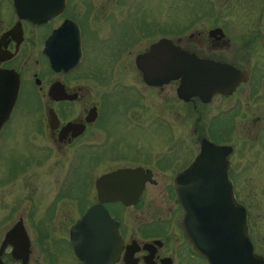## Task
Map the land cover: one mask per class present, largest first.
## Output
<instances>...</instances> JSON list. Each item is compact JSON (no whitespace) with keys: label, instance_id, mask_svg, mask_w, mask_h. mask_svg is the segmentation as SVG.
<instances>
[{"label":"flooded vegetation","instance_id":"af4514ba","mask_svg":"<svg viewBox=\"0 0 264 264\" xmlns=\"http://www.w3.org/2000/svg\"><path fill=\"white\" fill-rule=\"evenodd\" d=\"M160 2L0 0V97H9L16 89L9 116L0 126V148L13 131L24 130L27 146L32 147V138L37 137L42 152H56L58 161H63L65 152L71 151L74 164L64 173L55 198L38 222L27 219L24 209L7 225L0 245L5 233L20 223L27 256L22 262L6 243L0 252L2 264H38L30 227L33 223L34 227L61 225L55 202L70 195L75 214L67 236L42 247V264H83L74 255L68 234L91 205H102L117 222L121 242L112 264H209L179 225L184 208L178 192L186 183L182 174L199 154L203 140L221 147L222 176L230 184L234 201L244 209L252 252L264 258V0H183L174 7L184 9L181 15L176 18L169 11L164 21L154 10ZM162 39L168 46L150 64H173L168 56L175 47L194 59L233 67L242 73L240 81L230 92L212 93L205 101L195 95L179 98V79L146 84L135 59ZM64 50L71 52L68 61L78 51L76 64L66 70L53 69L51 60L66 61L60 53ZM102 66L104 71L99 69ZM127 68H132V75L125 73ZM51 87L63 92V97L52 98ZM177 105L193 121L189 135L177 132L169 121V116H179ZM17 116L33 123L15 124ZM111 118L116 119L114 130L106 125ZM159 131L164 139L139 137ZM156 141L157 148L166 147L160 154L156 146L146 150L145 142L156 145ZM103 156H118L123 164L96 174L91 168ZM22 158L28 166L30 157ZM81 163L89 166L82 174L74 171ZM120 168L136 170L130 176L135 189L128 191L137 192L142 185L138 196L128 204L100 202L97 178ZM17 174L11 168L0 172V187L14 188ZM75 175L86 179L81 183L83 196L92 193L83 207L75 189L78 178L72 180ZM14 206L10 213H16ZM47 235L41 236L42 241H47ZM64 252L68 257L62 256ZM58 257L63 260L56 262Z\"/></svg>","mask_w":264,"mask_h":264},{"label":"water","instance_id":"95a60500","mask_svg":"<svg viewBox=\"0 0 264 264\" xmlns=\"http://www.w3.org/2000/svg\"><path fill=\"white\" fill-rule=\"evenodd\" d=\"M165 46H168V41L162 39L136 57V67L146 84L160 85L169 79H179L176 89L179 98L187 100L195 95L205 101L212 93L230 92L241 79L242 73L231 66L194 59L175 47L170 49L168 56L173 64H150ZM60 53H64L66 61L61 62V58L60 61L51 60L53 69L66 70L76 64L78 51L74 52L71 61L67 57L71 54L70 50ZM49 95L59 99L63 97V92L51 87ZM15 96L16 89L9 97H0V126L8 118ZM50 116L55 123V115L51 111ZM220 155L221 147L203 140L199 154L182 174L186 183L178 192L179 202L184 208L179 225L209 264H264V258L252 252L244 209L234 201L230 184L222 176L223 160ZM135 171L120 168L98 177V200L124 204L134 201L142 187L138 185L137 192L128 191L135 189L130 178ZM116 227L117 222L110 218L102 205L89 206L69 228V244L74 255L83 264H112L118 257L121 242ZM6 243L13 246V255L22 257L24 262L27 239L20 223L14 224L5 233L0 252Z\"/></svg>","mask_w":264,"mask_h":264},{"label":"rangeland","instance_id":"374dc122","mask_svg":"<svg viewBox=\"0 0 264 264\" xmlns=\"http://www.w3.org/2000/svg\"><path fill=\"white\" fill-rule=\"evenodd\" d=\"M181 1L183 0H161L159 4L155 6V12L156 14L160 13L161 21H164V19H167V17L170 15L171 12H173V16H179L181 15V9H176L174 7H179L181 4ZM183 3V2H182ZM178 4V5H177ZM150 6V5H149ZM152 9H153V3H152ZM169 11H171L169 13ZM176 11V12H175ZM152 12V10H151ZM177 18V17H176ZM116 69H120L121 67H115ZM102 71L106 69L105 66L100 67ZM121 70V69H120ZM119 70V73H120ZM123 71V70H121ZM127 71V72H126ZM116 73V72H114ZM125 73L127 75H132L133 71L132 68H127L125 70ZM104 74V73H103ZM166 93H169V87L165 88ZM164 90L161 91V96H163ZM150 98H153L150 96ZM161 103V101H160ZM177 111L179 113V116L176 117L169 116V121L175 124V128L177 132H180L184 135H189L190 129L193 126V121L188 119L189 117H186L184 111L182 108L177 105ZM176 111V112H177ZM18 113V111H17ZM163 113V112H162ZM164 116V115H163ZM15 120H13V123H33L30 121L28 117L21 118L20 116H17ZM20 117V118H19ZM116 119L111 118L108 121H106V125L111 129L114 130L116 128L115 124ZM25 132L24 130L20 131H13L12 135L8 138V143L5 144V146H2L0 148V172L8 171V168L13 169V171H17L18 174L16 176V185L14 188H3L0 187V219L2 218V221H0V236L2 232L7 228V225H9L13 218H16L20 213L24 212V209H26V215L27 219L31 217V221L38 222L42 218V215L44 213L45 208L52 202V199L55 198V191L56 187H59V183L64 176V173L67 172L70 167L73 168L74 164L71 162V151L65 152V159L63 161H58V156L56 152L50 151L49 153L42 152V147H39L37 144H40V139L37 137H30L32 138L33 145L32 147H29L26 145V138H25ZM118 137V136H117ZM121 138H124L122 136H119ZM141 139H164V133L163 131H159L155 135L152 133L144 132L141 133L139 136ZM120 138V139H121ZM167 138V137H166ZM30 141V140H29ZM31 142V141H30ZM146 146H149L146 148L147 151H153L156 146V150L160 154L162 151H165L166 147H161L160 149L157 148L158 141H156V145L151 143V145H147L148 142H145ZM10 151V152H9ZM144 155H147V152L143 153ZM157 154V153H156ZM155 155V154H154ZM4 156L6 159H4ZM25 156H29L30 163L28 166H25V160L22 158ZM67 157V158H66ZM123 160L119 158L118 156H113V158H106L105 156L98 158L95 166L91 169L95 171L96 174L106 171L110 168H113L115 166H119L122 163ZM12 164H11V163ZM16 162V163H15ZM14 165V166H13ZM89 170V166L86 163H81L79 169L76 167L74 169L75 172L79 171L80 174L87 172ZM22 171V173H19ZM80 176L82 175H75L72 177V180H77V191H79L80 196L82 198L81 204L82 207L87 202L91 201L92 199V193L86 194V196H83V188L81 183L84 182L86 179H81ZM71 178V177H70ZM75 186H73L74 189ZM261 186H258L256 188L260 189ZM262 189V188H261ZM62 192V191H61ZM261 192V191H259ZM65 194L64 192H62ZM262 193V192H261ZM261 194H258L260 196ZM83 196V197H82ZM62 199H59L55 202L56 212L59 213L58 218H62L60 221H57L61 225H57V223H54L55 225L51 224H41L36 225L35 227L31 225L30 220H27V224L31 225L30 229H32V238L33 243L35 244L36 250L33 253V257L38 259V264H42L44 252H42V247L50 245L53 241H57L60 238H65L67 236V227L72 222L74 212H73V197H62ZM84 198V200H83ZM57 199V198H56ZM15 204V212L16 213H10L9 210L13 205ZM67 212V216L63 215L65 212ZM74 213V214H73ZM65 216V217H64ZM6 218V219H4ZM39 227V228H38ZM44 233L48 234L47 241H42L44 236ZM40 234V235H38ZM40 238V239H39ZM45 238V237H44ZM45 240V239H44ZM36 254V255H35ZM62 256L65 258L68 257V254L64 252ZM63 260L61 257H58L56 259L57 261Z\"/></svg>","mask_w":264,"mask_h":264},{"label":"trees","instance_id":"16d2710c","mask_svg":"<svg viewBox=\"0 0 264 264\" xmlns=\"http://www.w3.org/2000/svg\"><path fill=\"white\" fill-rule=\"evenodd\" d=\"M39 228V227H38Z\"/></svg>","mask_w":264,"mask_h":264}]
</instances>
